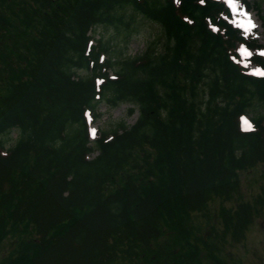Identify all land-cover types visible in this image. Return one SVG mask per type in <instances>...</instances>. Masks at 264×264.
<instances>
[{
	"label": "trees",
	"instance_id": "16d2710c",
	"mask_svg": "<svg viewBox=\"0 0 264 264\" xmlns=\"http://www.w3.org/2000/svg\"><path fill=\"white\" fill-rule=\"evenodd\" d=\"M136 14L161 26V49H89L90 30ZM223 14L217 0H0V250L13 242L0 264H224L219 242L264 214V113L242 127L264 105L250 72L264 55L244 61L239 44L255 41ZM102 101L139 114L92 141ZM255 167L263 184L246 200L240 172ZM215 198L209 242L195 219Z\"/></svg>",
	"mask_w": 264,
	"mask_h": 264
},
{
	"label": "rangeland",
	"instance_id": "374dc122",
	"mask_svg": "<svg viewBox=\"0 0 264 264\" xmlns=\"http://www.w3.org/2000/svg\"><path fill=\"white\" fill-rule=\"evenodd\" d=\"M250 7L243 4L242 0H237L236 4L229 1V4L234 12L239 14L237 18L238 24L243 26L245 30H254V37L257 42L263 46L261 53H264V0H248ZM126 17L129 18L130 12H127ZM255 27H250L248 21ZM130 28L113 26H97L93 31L95 38V45L99 39L109 40L113 46V50L116 54V59L130 58L143 54L148 46L153 44L158 49H161L166 41L164 32L159 24L151 21L149 18L136 14L130 18ZM243 56H249L248 53L253 54L252 49H248L245 46L240 48ZM109 54L106 55L108 57ZM256 67L252 66V70ZM110 74L115 76L116 70L114 68L109 69ZM131 104L129 102H120L117 105H110L105 101L99 103L97 112L99 117L97 119H90L89 129L92 133V138H96L100 135V132L104 129L111 128L119 121L124 120L127 124H133L138 118V111L133 114L129 113ZM257 111L264 113V105L256 104L250 109L248 116H245L243 120L251 118ZM244 124V123H243ZM251 125V123H250ZM245 128L247 126L244 124ZM94 133V134H93ZM13 138H17L18 132H12ZM97 152L92 153L91 156ZM242 179V196L244 199H251L254 195L261 191L263 184L262 171L259 167H255L249 170L240 172ZM214 202L210 203L209 208L205 211V215L200 214L197 216L196 223L201 229V233L210 242L217 241L216 237L219 233H222V225L217 223L220 221L219 208L222 204L221 198H215ZM224 204H230L224 202ZM4 247L0 250V257L6 254L9 248L12 246V238H7ZM11 242V244H10ZM221 251L217 254L222 263L224 264H264V214L255 217L250 228L246 232L245 238L240 241H234L229 238L228 241L222 243L219 242ZM204 264H215L214 260L209 259L207 254L202 255Z\"/></svg>",
	"mask_w": 264,
	"mask_h": 264
},
{
	"label": "snow or ice",
	"instance_id": "6c2138e0",
	"mask_svg": "<svg viewBox=\"0 0 264 264\" xmlns=\"http://www.w3.org/2000/svg\"><path fill=\"white\" fill-rule=\"evenodd\" d=\"M230 2L233 3V4H236L237 3V0H230ZM248 23H249L250 27H255V25L251 23L250 18H249ZM246 31H250V28L247 29ZM261 54H264V53H261ZM248 55L250 56L251 53H248ZM258 74L264 75V71L258 72ZM243 123L247 126L248 129L251 128V125H250V123L247 120H243Z\"/></svg>",
	"mask_w": 264,
	"mask_h": 264
}]
</instances>
